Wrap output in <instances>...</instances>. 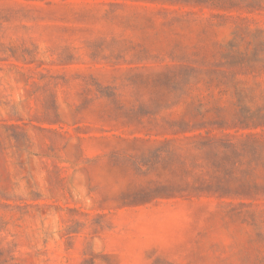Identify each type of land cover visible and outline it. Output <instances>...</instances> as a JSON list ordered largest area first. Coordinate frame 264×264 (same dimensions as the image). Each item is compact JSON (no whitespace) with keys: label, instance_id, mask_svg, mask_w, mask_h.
I'll use <instances>...</instances> for the list:
<instances>
[{"label":"rangeland","instance_id":"rangeland-1","mask_svg":"<svg viewBox=\"0 0 264 264\" xmlns=\"http://www.w3.org/2000/svg\"><path fill=\"white\" fill-rule=\"evenodd\" d=\"M238 1L0 0V264H264V0ZM199 132L240 148L220 180Z\"/></svg>","mask_w":264,"mask_h":264},{"label":"trees","instance_id":"trees-1","mask_svg":"<svg viewBox=\"0 0 264 264\" xmlns=\"http://www.w3.org/2000/svg\"><path fill=\"white\" fill-rule=\"evenodd\" d=\"M185 3L194 4V5H203L206 7L211 8H218V9H231L234 7H242V3L238 0H183ZM245 6L251 7L250 4H246ZM178 125H184L187 126V124L184 121L179 122ZM196 129V128H192ZM191 130H184V128H181L180 130H177L176 133H186L191 132ZM188 140H192V143L188 150H200L208 148L211 152V157H207L204 159V166L206 168L212 169V173H210L208 170L205 172L210 178H215L217 180H220V177H216L214 175L215 171H221V169H224L225 167L229 166L231 168V171L236 169L238 158H234V156L238 157L239 153V147L235 144H232L229 141H222V139H216L215 137H211L209 135H206V137H203L202 133L192 134L191 136H184ZM201 138V139H200ZM204 138V139H202ZM208 186L205 188L208 193H219L220 195H223V190L221 188H211V184H208Z\"/></svg>","mask_w":264,"mask_h":264}]
</instances>
